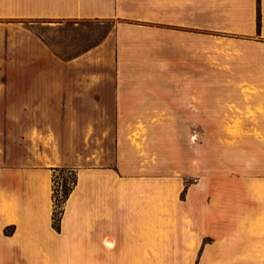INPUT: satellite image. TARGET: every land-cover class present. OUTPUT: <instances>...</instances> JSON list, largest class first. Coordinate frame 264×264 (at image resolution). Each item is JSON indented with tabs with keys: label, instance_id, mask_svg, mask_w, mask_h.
I'll return each instance as SVG.
<instances>
[{
	"label": "crops",
	"instance_id": "crops-1",
	"mask_svg": "<svg viewBox=\"0 0 264 264\" xmlns=\"http://www.w3.org/2000/svg\"><path fill=\"white\" fill-rule=\"evenodd\" d=\"M70 21L116 24L67 60L27 28ZM219 37L242 47L224 67ZM247 104L264 140V0H0V264H163L181 125ZM55 169L75 172L58 231ZM203 184L194 264H264V174Z\"/></svg>",
	"mask_w": 264,
	"mask_h": 264
},
{
	"label": "rangeland",
	"instance_id": "rangeland-1",
	"mask_svg": "<svg viewBox=\"0 0 264 264\" xmlns=\"http://www.w3.org/2000/svg\"><path fill=\"white\" fill-rule=\"evenodd\" d=\"M115 24L108 21H70L32 23L27 25V28L39 36L62 60H67L98 44ZM205 47L210 53L209 61L221 67H224L223 57L242 52V47L236 42L223 37L216 38L215 42ZM247 95V100L255 101V98L250 97L255 95L254 91H247ZM204 110L201 108L199 124L181 125L183 138L180 140V152L184 164H189V167L186 166L187 170L184 172L173 173L181 180L182 189L176 199L169 198L168 201L167 219L162 225L168 232V248L163 264L195 263L197 254L191 250V202H183L192 193L193 188L204 185L208 180L255 179L264 174L257 171L258 165L264 164V140L256 139L259 132L255 109L247 104L242 111L233 110L235 114L231 117L225 114L215 117L218 122L211 121L208 114H202ZM216 110V116L223 112L222 109ZM233 111L231 110V113ZM69 171L68 169L54 173V187L57 192L61 190L63 183L71 186L73 176ZM201 200L204 204L207 199ZM183 248L185 250H182Z\"/></svg>",
	"mask_w": 264,
	"mask_h": 264
},
{
	"label": "trees",
	"instance_id": "trees-1",
	"mask_svg": "<svg viewBox=\"0 0 264 264\" xmlns=\"http://www.w3.org/2000/svg\"><path fill=\"white\" fill-rule=\"evenodd\" d=\"M260 23H257V30L259 29ZM68 169H55V172L58 171H65ZM70 174L73 176V180L71 186H67L66 183H63L61 186V190L57 192L55 190V176L53 174V213H52V222L53 228L58 231L59 230V222L61 219V215L63 213V204L65 203L66 199L68 198L71 190L75 186V172L73 170L69 171Z\"/></svg>",
	"mask_w": 264,
	"mask_h": 264
}]
</instances>
